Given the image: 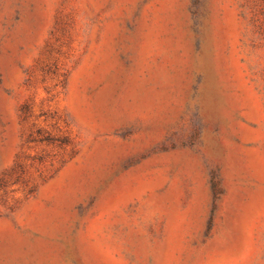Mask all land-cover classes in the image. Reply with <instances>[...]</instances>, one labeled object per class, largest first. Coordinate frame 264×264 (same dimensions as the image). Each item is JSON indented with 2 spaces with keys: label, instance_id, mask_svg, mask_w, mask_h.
I'll list each match as a JSON object with an SVG mask.
<instances>
[{
  "label": "rangeland",
  "instance_id": "rangeland-1",
  "mask_svg": "<svg viewBox=\"0 0 264 264\" xmlns=\"http://www.w3.org/2000/svg\"><path fill=\"white\" fill-rule=\"evenodd\" d=\"M0 264H264V0H0Z\"/></svg>",
  "mask_w": 264,
  "mask_h": 264
}]
</instances>
